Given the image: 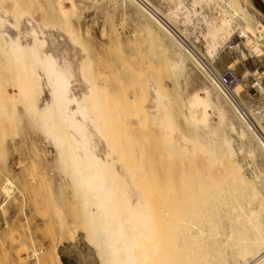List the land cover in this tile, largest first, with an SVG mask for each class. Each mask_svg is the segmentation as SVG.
<instances>
[{"label": "bare ground", "instance_id": "obj_1", "mask_svg": "<svg viewBox=\"0 0 264 264\" xmlns=\"http://www.w3.org/2000/svg\"><path fill=\"white\" fill-rule=\"evenodd\" d=\"M66 1L70 3L68 11L63 0L54 5L61 19L77 9L73 0ZM106 1L132 10L153 60L158 56L168 60L166 72L172 89L147 77L133 93L143 100L136 113L144 116L153 131L160 127L162 132L157 133H162L164 153L183 159L189 145L193 150L189 153L198 155L197 170L204 176L199 191L194 192L195 184L185 183V174H180L175 175L177 180L181 178L178 181L165 180L159 200L154 193L144 194L131 174L116 166L102 135L105 124L97 118L103 113L98 93L104 88L92 81L83 50L59 25L36 19L21 0H0V71L5 74V87L9 85L11 94L18 96L10 94L6 99L31 106L42 146L53 147L59 163L69 169L79 191L87 238L99 255V263L189 264L198 254L195 245H199L203 249L201 260L193 264H264V141L206 69L211 64L188 40L183 12L165 13L150 0ZM191 1L200 6L201 11L195 13L201 22L209 23L211 9L224 32L239 26L237 40L244 39L247 30L257 42L264 41V25L253 21L239 0ZM179 21L181 27L177 26ZM182 81L194 84L193 89L183 88ZM3 91L0 86V95ZM195 165L186 167L194 169ZM116 189L121 192L120 199ZM0 191L5 200L12 198L16 189L9 177ZM187 193L191 194L189 201ZM193 194L196 199H191ZM158 205L161 212L156 211ZM70 225L69 237L77 236L78 228ZM159 231L166 232L168 242L163 234L159 241ZM164 239L167 245L162 248ZM30 252L35 264H42L40 252ZM54 256L58 264H64L57 250Z\"/></svg>", "mask_w": 264, "mask_h": 264}, {"label": "rangeland", "instance_id": "obj_2", "mask_svg": "<svg viewBox=\"0 0 264 264\" xmlns=\"http://www.w3.org/2000/svg\"><path fill=\"white\" fill-rule=\"evenodd\" d=\"M60 1L21 0V3L36 19L59 25L75 41V46L82 49L88 57L92 81L97 87L104 88V91L98 93V103L102 108L100 112L103 113H99L97 118L98 122L105 124L101 133L116 166H120L128 175L131 174V179L140 185L144 194H155L153 197L158 200L164 194L165 180L167 183L177 180L180 174L186 175H183V180L188 178H185L188 181H184L185 183L195 184L194 192L199 191L200 178L202 180L204 176L197 170L198 155L195 152L197 156L189 153L193 150L189 145L186 146L188 149L185 147L187 153L183 157L186 160L183 161L184 165L182 158L177 157V160L176 156L164 153V148L160 146L163 144V137L160 136L162 133H157L158 129L155 131L158 126L153 131L144 116L136 113L143 100L133 93L140 89L147 77L157 83H165L168 89H172V83L167 78V58L158 56L153 60L147 41L139 33L140 23L134 12L115 7L106 0H73L77 9L61 19L54 10V5ZM150 1L165 13L176 10L183 12V28L188 40L217 70L228 68L237 74L257 71L256 74H263L260 79L264 83V41L257 42L252 32L246 30L244 39L237 40L235 37L239 36V26L224 32L217 15L211 9H208L211 19L209 23L201 22L195 13L201 11L200 6L191 0ZM63 3V8L70 10V3L66 0ZM239 3L252 14L253 21L258 20L264 25L263 0H239ZM181 22H177V26L181 27ZM227 44H232L234 49L227 51ZM196 76L201 78L197 72ZM250 83V79L244 82L246 89ZM181 85L187 90L194 87V84L186 81H182ZM0 86L4 89L0 95V189L6 177L13 181L16 189L10 200H5L0 191V264H35L33 256L31 257L32 249L40 252L42 264H58L54 256L55 250L64 264H101L95 247L87 238L89 236L85 230L82 209L78 205L79 191L69 169L65 164L59 163L53 147L42 146V134L31 106L19 100L6 99L12 88L9 85L5 87V74L2 70ZM242 88L239 84L235 91L246 109L257 119L250 106V98L245 92L242 93ZM101 92L103 95H110L104 98L107 101L105 106ZM34 97L37 98L38 94L35 93ZM158 132H162L160 127ZM233 146L236 148L237 144L234 143ZM240 158L245 165L246 159L243 156ZM187 164L192 167L195 165L196 171L191 167L188 170ZM184 167L189 174L185 173ZM262 184L263 188L264 180ZM188 195L191 194L185 195L186 200L190 199ZM116 196L120 199L121 192H117ZM196 197L193 194L191 199ZM73 203H76L75 206ZM159 205L162 208V204ZM159 205L156 211L161 212ZM169 209L177 211L176 207ZM71 223L78 228L75 237L68 235ZM165 233H159V241L164 238ZM166 239L160 242V245L163 243L162 248ZM195 251L198 254L189 259V264H193L194 260H201V246L195 245Z\"/></svg>", "mask_w": 264, "mask_h": 264}, {"label": "built area", "instance_id": "obj_3", "mask_svg": "<svg viewBox=\"0 0 264 264\" xmlns=\"http://www.w3.org/2000/svg\"><path fill=\"white\" fill-rule=\"evenodd\" d=\"M225 49L227 51H231L234 49V46L232 44H227L225 46ZM205 64L204 66L206 67L207 64ZM206 69L220 86L225 95H227L232 103L238 107L243 117L251 124L259 137L264 141V131L253 120V117L241 103L238 94L235 91L236 87L239 84L243 86V88L241 89L242 93L244 94L245 92V94L249 96L250 106L253 108L255 116L259 120V123L264 128V83H262L260 79L261 75L263 74H256L257 71H245L242 74H237L234 70L228 68H225V70L223 71H219L213 65H208ZM248 79L251 80V83L249 85V88L246 89L244 82Z\"/></svg>", "mask_w": 264, "mask_h": 264}]
</instances>
